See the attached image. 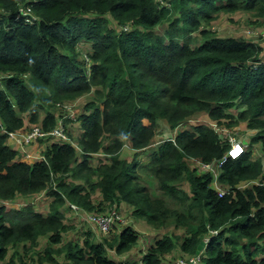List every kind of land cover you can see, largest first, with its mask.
<instances>
[{
    "label": "trees",
    "instance_id": "1",
    "mask_svg": "<svg viewBox=\"0 0 264 264\" xmlns=\"http://www.w3.org/2000/svg\"><path fill=\"white\" fill-rule=\"evenodd\" d=\"M19 4L31 5L32 22L15 17ZM221 10L264 17V0H0V200L39 193L49 199L45 214L35 199L0 203V264H29L20 246L35 253L30 264H135L109 255L138 240L131 222L115 220L103 234L80 218L87 225L80 228L64 222L68 202L96 213L107 205L125 215L122 209L131 208L128 214L156 229L183 227L179 236H156L139 264H170L166 255L176 247L179 257L195 256L192 264H264V185L255 183L264 179L262 46L206 27ZM81 42L90 44L89 65L76 50ZM91 91L74 119L81 152L54 141L44 159L29 161L6 144L5 130L22 126L23 114L50 129L64 113L56 111L57 101ZM201 113L231 127L245 122L253 131L246 150L218 167L222 195L211 184L213 172L189 162L191 156L217 162L226 153L227 138L206 123L162 138L148 162L137 158L154 145L162 122L173 128ZM63 121L73 137L72 118ZM126 145L131 159L121 154ZM149 185L160 195L151 196Z\"/></svg>",
    "mask_w": 264,
    "mask_h": 264
},
{
    "label": "rangeland",
    "instance_id": "2",
    "mask_svg": "<svg viewBox=\"0 0 264 264\" xmlns=\"http://www.w3.org/2000/svg\"><path fill=\"white\" fill-rule=\"evenodd\" d=\"M163 24L165 25V23H163ZM245 24H246V26L244 28H242V25H245ZM204 25L206 27H209V28L215 30V32L219 35H225V36L226 35H233V36H240V37L245 38L244 35H247V33H246L247 29H249V28L261 29L262 27H264V17H255V16L250 15L248 12H244L243 10H236V11H223V10H221V11H219L217 17L211 19L210 23L204 24ZM158 27H161V25H159ZM250 39H254L256 42H258V40H262L260 38H254L252 36L250 37ZM77 46L78 47L76 50L79 52V58H81L83 56V53H86L88 55L91 51L90 44L81 42V43L77 44ZM92 97H93V91L88 92L86 94H83V95L75 98L73 101H70V103H69V106H70L69 110H70V114L72 115L70 117L73 120L71 125H70L71 130H72L71 134H73V137H72L73 142H75V141L78 142L77 139H78V136L80 133V128L78 127V124H77V122L74 121V119L79 114V111H81L83 109L84 104L87 101H89L90 99H92ZM56 111H61V109L56 107ZM195 118H199V120H201L203 122L210 121L211 127L213 129L215 127V126H213V124H215L218 127H221V126L229 127V128L231 127V126H227L224 124H218L216 121L210 120L209 117L204 113L198 114L197 116H195ZM36 123H39V122H36ZM162 124L167 125L165 122H162L161 125ZM28 125L30 126L31 124H30V121L28 120V115L25 113V114H23V125L17 129L22 130L23 128L28 127ZM67 126H69L68 123H67ZM176 127L180 128V127H182V125H177ZM176 127H173V129H175ZM233 127H235L239 131V133L242 134L245 138H247V137L249 138L250 134L247 133L246 129H248V128H246V126H241V124H239L238 126H233ZM170 132H171V130L167 126L161 128V129L159 128V131L156 133V135L154 136L152 143H151V144L154 143V145H152V147H150V148H152V149L155 148L156 144L159 141H161L162 138L169 137ZM256 149L254 148V154L258 155L259 151ZM77 150H78V152L82 151L81 147L79 149L77 148ZM123 150L124 151L122 152V156H125V158H127V159H131L134 151L127 153L129 151L128 145H126V147ZM191 157H194V156H191ZM99 158H100L99 155H95V157L93 159L96 161ZM137 158L140 160V163L144 164L148 160L147 159L148 154L146 155V154L139 153ZM195 168L197 169V167H195ZM137 170L141 174V177H142L141 182L146 184V177L144 174L145 171L141 167H138ZM154 189H155L154 186L149 185V192H150L151 196L153 194H159L160 195V192H158L157 190H154ZM25 197L31 199V196H29V195L28 196L26 195ZM39 197H40V195H39ZM95 198L98 199V196ZM22 201L25 203L30 202V200H26V199H24ZM35 202H36V204H34V206H35L36 210L42 212L43 214H45L48 211V207H49V199L48 198L46 199L44 196H42L41 201H38V199H35ZM172 205L173 204H170V207H172ZM109 206L110 205H107L105 208H108ZM61 209H63L64 215L66 212H68L67 208H61ZM122 211L127 213L126 215L124 213H122L124 215L123 217L126 218L127 222H131V223L135 224L140 229V231H139L138 240L135 242V244L128 251L120 254L121 258H119V259H123V258L134 259L135 264L136 263L139 264L138 261H139L140 257L142 256V254L146 250V247L149 245V244L144 245V248H142V245L144 243L146 244L145 241H142L143 235L149 234L150 235V241H153V239L156 236L158 237L165 232H173L177 236L184 233L183 227L175 228L173 226H169L168 228L159 229V230L153 229L152 226L148 225L143 220V218H135L134 216L128 214V213H130L131 208L125 207L124 209H122ZM64 222L68 223V224H73L75 226H80V228H83V225L87 226V225H85V223H83L81 221V219L78 216H75V218H74V217H72V215H68V216L65 215L64 216ZM141 222L144 224H147L149 227H147V225L145 226V225L141 224ZM74 229L75 228H71V229H69V232H65L63 234V239L67 240V237L70 235V233H72L74 231ZM45 242H46V236L43 235L38 240V244H37L38 249H42ZM23 250L24 249L21 248V246H20L19 247L20 254L23 255L24 261H27L30 264V262H31L30 258L35 257V253L32 252V250H28V252H24ZM176 250H178L177 247L175 248V251ZM13 251H14V249L10 248L8 251V255L12 254ZM109 255L114 256V257L118 256L116 254L113 255L111 252H109ZM176 257H179V255L176 254L175 257H173V258L170 257V259H171L170 264L172 263V260ZM170 259H168V260H170Z\"/></svg>",
    "mask_w": 264,
    "mask_h": 264
},
{
    "label": "built area",
    "instance_id": "3",
    "mask_svg": "<svg viewBox=\"0 0 264 264\" xmlns=\"http://www.w3.org/2000/svg\"><path fill=\"white\" fill-rule=\"evenodd\" d=\"M15 17L21 18L27 22H32L35 19V15L32 12L30 4H19L17 7V11L15 12ZM127 28H128L127 24L122 26V29L124 30ZM247 33L254 38L264 39V27H262L261 29L249 28L247 29ZM77 47L78 46H76V49ZM83 57L85 62L89 65L90 57L86 53H83ZM69 103L70 102H66V101H57L55 103V106L61 109V111L64 113L58 119L57 124L51 127L50 129L43 128L39 123H31L30 126L28 125V127H25L22 130L21 129L5 130L6 138L7 139L10 138L13 144L19 147L21 151V155H23L29 161H37L44 159L45 155L43 151L45 150L44 148L46 146L44 148L36 149L35 157L30 160L29 155L31 153H29L25 149L27 145H33L37 143L49 145L51 142L54 141H67L79 149L81 146L77 144L78 143L77 141L73 142L72 137L69 136L68 132L66 131V123L65 121H63V118L65 116H72L69 110L70 108ZM180 124L181 123H179L178 125ZM213 126H215L214 129L216 132H219L222 136L227 138V141L229 142V146L226 150L225 155L219 160H217V162L214 160L210 162L207 161L203 162L201 160L199 162V165L197 166V170H199L200 172L212 171L213 179L211 184L217 190L218 194L222 195L225 192V189L221 187L217 181L218 167L224 162V160L227 157L236 158L240 156L248 147V142L245 140L246 138L242 134H240L235 127H230V128L224 126L218 127L215 124H213ZM260 156L262 158L261 159L262 174H264V153H261ZM255 183L264 185V179L262 181L256 180ZM246 184H244V186ZM67 205L69 206V209L74 212V214H76L79 218H81L86 223L93 226L103 234H106L109 231L113 221L119 220L122 223L127 222L126 218L123 217V215L119 213L116 207L113 205L106 208V211L102 213L89 211L73 202H68ZM209 231L211 234H216L218 230L209 228ZM204 238L207 241L209 236H205ZM188 260H191V264L196 261L195 256L190 257ZM188 260L182 257H177L172 261L171 264H189Z\"/></svg>",
    "mask_w": 264,
    "mask_h": 264
},
{
    "label": "crops",
    "instance_id": "4",
    "mask_svg": "<svg viewBox=\"0 0 264 264\" xmlns=\"http://www.w3.org/2000/svg\"><path fill=\"white\" fill-rule=\"evenodd\" d=\"M246 26V24L245 25H242V28H244ZM246 33H247V30H246ZM245 36V38L246 39H249V40H252V39H250V35L247 33V35H244ZM250 36V37H249ZM253 41H255V40H253ZM258 43L262 46V51L260 52V56H262V58L264 59V39H262V40H258ZM195 122H203V121H201V120H199V118H195V117H193V118H189V119H187L186 121H184V122H182L180 125H182V127H176L175 129H173V128H171V127H169V125L167 124V125H165V124H162V125H160V129L161 128H163V127H165V126H167L170 130H171V132H170V136L169 137H173L174 136V134H176V132L178 131V130H182V129H184V128H186V127H189L192 123H195ZM203 123H206V124H208L210 127H211V122L210 121H208V122H203ZM31 124V123H30ZM241 126H245V122H242L241 123ZM247 130V133H249V134H251V132H253L252 130H248V129H246ZM5 142H6V144H9V145H13V142H12V140L10 139V138H6L5 139ZM48 144H46V145H44V144H40V143H37V144H33V145H27V147L25 148L29 153H31L30 155H29V159L31 160V159H33L34 157H35V153H36V149H38V148H44L45 146H47ZM46 148V147H45ZM44 148V149H45ZM128 148H129V151L127 152V153H129V152H132V151H134L129 145H128ZM254 148L256 149L257 147L256 146H254L253 147V154H254ZM152 150V148H145V149H143V150H141L139 153H141V154H148V160L146 161V162H148L149 160H150V157H149V153H150V151ZM256 150H258V148L256 149ZM124 150H122V152H123ZM122 154V153H121ZM139 155V154H138ZM255 155V154H254ZM201 161V159L200 158H197V157H191L190 158V160H189V162H190V164L192 165V166H194V167H197L198 165H199V162ZM145 162V163H146ZM143 164V163H142ZM39 195H40V193L39 194H36L33 198L31 197V199L30 198H26L25 196H21V197H14V198H12V199H7V200H0V203L2 202V203H4L5 205H7V206H20V201L21 200H24V199H26V200H33V199H38V201H41V198L39 197ZM23 202V201H22ZM68 213L70 214V215H72V212L70 211V210H68ZM147 223V222H146ZM141 224H143V225H147V224H144V223H142L141 222ZM132 225L138 230V231H140V229L135 225V224H133L132 223ZM149 225V224H148ZM147 225V227H149ZM151 226V225H150ZM153 228V227H152ZM153 229H156V228H153ZM157 230H159V229H157ZM95 232H98V230H96L95 229ZM142 234V233H141ZM155 239V238H154ZM153 239V240H154ZM142 241H145L146 242V244L144 243L143 245H142V248H144V245H147V244H150V242H152V241H150V235L149 234H147V235H143V237H142ZM176 254L178 255V252L177 251H175V249L173 250V251H171V253H168L167 255H166V259L168 260V259H170V257L171 258H173V257H175L176 256ZM117 258H121V255L119 254L118 256H116ZM123 259H125V258H123ZM174 259H176V258H174ZM173 259V260H174ZM171 260V259H170ZM172 260V261H173Z\"/></svg>",
    "mask_w": 264,
    "mask_h": 264
},
{
    "label": "water",
    "instance_id": "5",
    "mask_svg": "<svg viewBox=\"0 0 264 264\" xmlns=\"http://www.w3.org/2000/svg\"><path fill=\"white\" fill-rule=\"evenodd\" d=\"M205 242H206V239L205 238H201L200 241L198 242L197 246H196V249H195V254H199L200 251L202 250V248L204 247L205 245ZM188 263L191 264V260H188Z\"/></svg>",
    "mask_w": 264,
    "mask_h": 264
},
{
    "label": "clouds",
    "instance_id": "6",
    "mask_svg": "<svg viewBox=\"0 0 264 264\" xmlns=\"http://www.w3.org/2000/svg\"><path fill=\"white\" fill-rule=\"evenodd\" d=\"M251 36V35H250ZM252 40H254V39H252ZM212 128V127H211ZM246 140V139H245Z\"/></svg>",
    "mask_w": 264,
    "mask_h": 264
}]
</instances>
